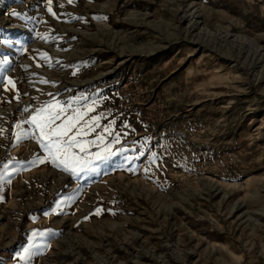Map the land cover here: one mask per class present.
<instances>
[{
    "label": "rangeland",
    "instance_id": "1",
    "mask_svg": "<svg viewBox=\"0 0 264 264\" xmlns=\"http://www.w3.org/2000/svg\"><path fill=\"white\" fill-rule=\"evenodd\" d=\"M56 101L98 171L40 163ZM0 173V264H264V0H0Z\"/></svg>",
    "mask_w": 264,
    "mask_h": 264
},
{
    "label": "snow or ice",
    "instance_id": "2",
    "mask_svg": "<svg viewBox=\"0 0 264 264\" xmlns=\"http://www.w3.org/2000/svg\"><path fill=\"white\" fill-rule=\"evenodd\" d=\"M49 11H51V8H49ZM11 15H19V13L13 12ZM40 55L42 59H47L46 53H41ZM2 63H7V61H2ZM41 82L48 83L46 80H42ZM8 84L14 87V82L10 79ZM71 104L72 101H68V107H71ZM66 111L67 109L61 106L59 101L55 103L49 102L37 108L35 113L30 117L28 123L34 125L38 130V142L47 153V156L41 159L40 163H44V160H50L57 167L62 166L65 171H70L73 175L77 176L82 173L86 174L98 171L100 166L104 165L115 153L110 151V146L108 148H101L100 151L95 153L88 152L85 143L97 144V141H99V145H102L104 141L103 136H98L96 140L86 142H82L79 137L86 136L94 127L99 126L98 122L101 117L94 116L91 120L85 122L84 116L86 114L80 112L79 109H73L72 115L62 119ZM88 111L91 112L92 108L89 107ZM57 121H60V123H57ZM82 124L83 126L81 127L80 125ZM105 131L107 132L109 129L105 128ZM116 142H119L118 138ZM76 147L80 149L79 154L72 151ZM4 168L7 169V165ZM0 179H3L2 173H0ZM99 211L97 209V212ZM38 234L44 235V233ZM34 235H37V233H34ZM24 251L25 254L21 256V259L27 260L32 253L29 248H26Z\"/></svg>",
    "mask_w": 264,
    "mask_h": 264
},
{
    "label": "bare ground",
    "instance_id": "3",
    "mask_svg": "<svg viewBox=\"0 0 264 264\" xmlns=\"http://www.w3.org/2000/svg\"><path fill=\"white\" fill-rule=\"evenodd\" d=\"M197 13V12H196ZM126 86V85H125Z\"/></svg>",
    "mask_w": 264,
    "mask_h": 264
}]
</instances>
